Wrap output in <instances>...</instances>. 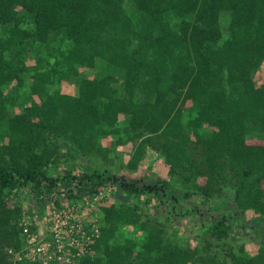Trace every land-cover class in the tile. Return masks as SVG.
Returning a JSON list of instances; mask_svg holds the SVG:
<instances>
[{
	"label": "trees",
	"instance_id": "16d2710c",
	"mask_svg": "<svg viewBox=\"0 0 264 264\" xmlns=\"http://www.w3.org/2000/svg\"><path fill=\"white\" fill-rule=\"evenodd\" d=\"M259 73L264 0H0V264H62L49 233L48 253L35 260L8 250L27 246L24 221L35 233L34 216L60 209L48 208L47 192L75 180L94 194L118 184L125 201L100 204L99 235L90 239L86 227L73 264H264V241L254 255L246 248L253 225L264 228ZM26 86L28 104L10 111L5 89ZM122 130L134 143L128 168L151 149L166 166L160 183L119 184L89 170L91 156L108 162L101 142ZM60 166L70 168L54 177ZM28 189L39 194L35 206L22 197ZM161 192L207 200L221 217L200 228L196 244H180L140 206Z\"/></svg>",
	"mask_w": 264,
	"mask_h": 264
},
{
	"label": "rangeland",
	"instance_id": "374dc122",
	"mask_svg": "<svg viewBox=\"0 0 264 264\" xmlns=\"http://www.w3.org/2000/svg\"><path fill=\"white\" fill-rule=\"evenodd\" d=\"M30 55L32 56H30L27 63L29 66H34L37 63L35 51L32 50ZM257 77L258 78H256V80L258 81V84L264 85V77L260 76V73ZM26 84H29V82H26ZM60 89L66 93H74V87L72 84L67 85L64 83L60 86ZM27 94L28 86L21 88L20 90L6 88L5 97L7 99L8 108L10 111L20 113L28 104L26 101ZM101 144L105 149L108 150V162L104 161L101 156H91L89 159L91 169L89 170L102 171L105 169L108 171V175L115 177L118 180V183H122V181L133 182L137 183V185L146 183L154 185L156 183H160L162 179L167 177L166 166L151 149L147 150L146 157L141 162L138 169L132 170L128 168V163L134 151V143L130 141L129 135L125 130H122L120 134H110L104 141L101 142ZM76 167H80L79 164ZM69 168L70 166H60L59 170L54 172L53 176L61 178L67 174V170ZM79 169L81 168H78L76 171H80ZM81 172L83 171L76 173L80 174ZM109 187H111V184ZM118 188V184L114 186L113 191L108 192L107 188H102L103 196H106L105 203H119L125 201V198H123V196L118 193ZM31 193L32 192L28 189L23 195L24 198L30 200V203H32V198L34 197L33 195L31 196ZM172 197L173 196L171 194L165 195L161 192L158 196L159 199L154 197L151 203L148 204L146 201L147 198L142 196L140 199V206L144 209V212L146 211L145 213L155 215L161 221L168 223V230L170 229L173 234L177 235V239L179 240L180 244H196L200 239V228L212 223L215 221V219H220L221 217L218 213L209 208L207 200L193 202V200L185 201L184 199L183 201L176 202L174 199H172ZM100 204L96 207L100 208ZM145 207H147V209H145ZM97 210L98 212L93 216L92 219L95 220L96 224L101 211L100 209ZM87 217L88 220L91 219V216H87L86 214L85 218L87 219ZM249 218H251V216H249ZM242 227V224H238L236 225V228L233 229L232 234L234 239L240 240L241 237L247 236V233L240 229ZM253 228L254 233L249 235V241L245 240L246 248L251 253V255L256 253L259 243L264 241V228L258 229L256 224L253 225ZM252 239H256L257 241H252Z\"/></svg>",
	"mask_w": 264,
	"mask_h": 264
},
{
	"label": "built area",
	"instance_id": "2783aa9c",
	"mask_svg": "<svg viewBox=\"0 0 264 264\" xmlns=\"http://www.w3.org/2000/svg\"><path fill=\"white\" fill-rule=\"evenodd\" d=\"M82 189L87 192H82ZM37 196L32 198L33 206L39 201ZM72 196H76L77 198L73 199ZM105 197L106 196H103L102 190L100 193L94 194L91 189L82 188L79 180L71 181L69 184H66V182L59 183L47 192L44 200L48 208L51 204L54 205L56 201H59L62 203L60 209H56L51 205L52 207L50 208L48 218L44 221L34 216L36 220L33 223L37 228L35 233H29L28 225L30 223L24 221L23 231L28 237L27 246H25L23 250L17 252L13 249H9L8 253L17 260H20L23 256H26L30 260H35L37 257H41L48 253L50 245H43L41 243H43L42 237L45 236L46 233H49L59 242L58 250L61 252V255L58 259L61 263L73 264V258L76 255H81V251L77 253L73 251L79 250L80 245H82V243L84 244L85 241L87 242L86 227L91 231V234L88 235L90 239L99 235V227L95 220L92 219L98 212L97 209H99L96 206L100 203H104L106 201ZM84 214L91 216V219L88 220V217L86 219ZM76 235L78 238L81 236L82 239L78 240ZM64 242L66 243V249L63 245Z\"/></svg>",
	"mask_w": 264,
	"mask_h": 264
},
{
	"label": "clouds",
	"instance_id": "9594fccd",
	"mask_svg": "<svg viewBox=\"0 0 264 264\" xmlns=\"http://www.w3.org/2000/svg\"><path fill=\"white\" fill-rule=\"evenodd\" d=\"M25 194V193H24ZM22 197H24V196H22Z\"/></svg>",
	"mask_w": 264,
	"mask_h": 264
}]
</instances>
